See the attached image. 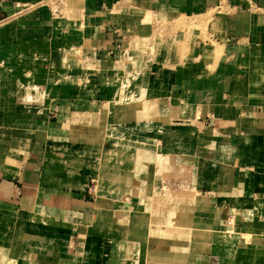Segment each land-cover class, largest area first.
Masks as SVG:
<instances>
[{
  "label": "crops",
  "instance_id": "0c3cea01",
  "mask_svg": "<svg viewBox=\"0 0 264 264\" xmlns=\"http://www.w3.org/2000/svg\"><path fill=\"white\" fill-rule=\"evenodd\" d=\"M221 1L0 0V264H264V0L174 22Z\"/></svg>",
  "mask_w": 264,
  "mask_h": 264
},
{
  "label": "rangeland",
  "instance_id": "374dc122",
  "mask_svg": "<svg viewBox=\"0 0 264 264\" xmlns=\"http://www.w3.org/2000/svg\"><path fill=\"white\" fill-rule=\"evenodd\" d=\"M225 2H226V0H222L221 3L217 7H215V10H223L227 6ZM49 3H50L51 8H52V10L54 12L56 10H60L61 9L60 14L63 15V16H67V17H72L77 12H80L82 10V8H83V6H82L83 0H77V1H75L72 6H69V3L67 4L66 0H49ZM60 5H62V6L60 7ZM56 6H58V7H56ZM215 10H213L212 13ZM77 14H79V13H77ZM196 19H198V16H196V17H190L188 19L184 18L181 21L184 20V22H185L187 20V23H188V22L193 21V20H196ZM210 19H211L210 16L209 17H203L202 22H200L199 25H198V26H200L199 29L198 28H195L194 29V27H191L192 24H187V25H189V27L186 26V27L182 28L183 35L180 38V40H181L180 41L181 42L180 43L181 44L180 46H181L184 54H186L189 51L190 45H188L187 42L189 40H191V38L194 37L195 30L200 32L199 36L203 35L204 32H207V28L206 27H207V24L210 21ZM166 24H168V23H166ZM173 25L171 27L172 28L173 27L175 28V26L177 25V23L175 24V26H173ZM155 31H156L155 32L156 33L155 36H157L159 38H164L165 32H166L164 30V28H157V29H155ZM184 31H185V33H184ZM121 36H123V34H121ZM182 39H183V43H182ZM154 48L155 47L152 45V51H155ZM227 234L229 236H231L232 238H241V239H243V237H241L239 234H230V233H227Z\"/></svg>",
  "mask_w": 264,
  "mask_h": 264
},
{
  "label": "bare ground",
  "instance_id": "6f19581e",
  "mask_svg": "<svg viewBox=\"0 0 264 264\" xmlns=\"http://www.w3.org/2000/svg\"><path fill=\"white\" fill-rule=\"evenodd\" d=\"M75 1H77V0H66V2H67V4L69 3V6H72L73 4H74V2ZM213 10H215V8H210L209 9V11L206 13V14H204V15H200L199 17H198V19H196V20H193V21H190V22H188V23H184V22H181V20L180 19H176L174 22H181V23H183V24H192V25H194V24H197V23H200V22H202V19H203V17H209V16H211V14H212V11ZM214 14V13H213ZM201 202V201H200ZM184 212V211H183ZM228 219V218H227ZM228 222H227V224H226V226L224 227V232L225 233H230V234H239L241 237H243V240L245 241V242H248V241H250L249 239H250V237H251V235L250 234H248V233H246V232H244V231H240L239 230V228H237L236 227V225H235V223H234V219H233V217H231L229 220H227ZM200 232V231H199ZM211 232V231H210ZM214 232V231H213ZM253 249V248H252ZM251 249V250H252ZM255 249V248H254ZM257 249H259V248H257ZM248 250V249H247ZM258 251V250H257ZM240 253H242V252H240ZM247 254H245V256H246ZM247 258V257H246ZM237 261V260H236ZM246 261V260H245ZM244 262V261H243ZM246 262H244V264H245ZM254 263V262H253ZM236 264V263H235ZM241 264V263H240ZM247 264V263H246Z\"/></svg>",
  "mask_w": 264,
  "mask_h": 264
},
{
  "label": "built area",
  "instance_id": "2783aa9c",
  "mask_svg": "<svg viewBox=\"0 0 264 264\" xmlns=\"http://www.w3.org/2000/svg\"><path fill=\"white\" fill-rule=\"evenodd\" d=\"M227 1H237V2H243V1H246V0H227Z\"/></svg>",
  "mask_w": 264,
  "mask_h": 264
}]
</instances>
